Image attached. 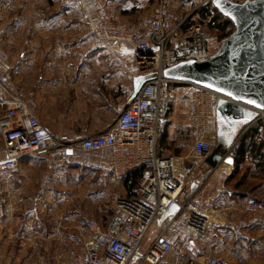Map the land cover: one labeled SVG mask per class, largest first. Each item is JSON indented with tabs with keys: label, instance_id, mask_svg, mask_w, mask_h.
<instances>
[{
	"label": "crops",
	"instance_id": "crops-1",
	"mask_svg": "<svg viewBox=\"0 0 264 264\" xmlns=\"http://www.w3.org/2000/svg\"><path fill=\"white\" fill-rule=\"evenodd\" d=\"M153 1L0 0L1 61L12 86L8 93L0 89V99L22 101L57 139L80 140L109 130L127 106L133 77L142 71L131 46L113 41L96 45L89 35L91 22L104 7L114 20L148 36ZM180 31L186 34L187 28ZM181 92L172 83L163 87L167 98L161 111H166L162 115L167 120L160 128L156 151L194 163L186 183L197 190L183 200L225 206L224 214H216L226 219L227 229L217 240L227 253L218 257L228 264H264V203L229 197L220 190L201 196L210 180L217 181L221 174L227 177L234 168L222 162L210 169L188 152L192 129ZM110 155V148L75 151L73 162L60 166L39 152L21 157L14 171L0 169V264H54L50 254L58 251L64 253L62 262H70L71 255L81 252L88 236L82 231L85 220L107 222L110 212L105 204L112 192L135 195L138 179L130 185L125 175L116 176ZM245 162L253 164L248 155ZM250 201L258 204L252 213L242 208ZM170 218V214L159 217L156 223L166 220V224ZM240 257L245 261L240 262Z\"/></svg>",
	"mask_w": 264,
	"mask_h": 264
},
{
	"label": "built area",
	"instance_id": "built-area-1",
	"mask_svg": "<svg viewBox=\"0 0 264 264\" xmlns=\"http://www.w3.org/2000/svg\"><path fill=\"white\" fill-rule=\"evenodd\" d=\"M184 19H175L168 0H154L150 34L146 36L114 20L100 7L99 16L91 22L89 35L96 45L113 41L131 46L142 72L160 71L182 60H203L220 44L221 40L199 22H194L186 34H181ZM2 57L0 49V89L8 93L12 86L4 73ZM166 83L175 84L182 91L180 99L187 125L192 129L188 152L204 159L212 148L209 134L214 133L218 101L228 97L198 83L160 77L148 80L119 111L109 130L74 141L57 139L22 101L0 99L1 170L14 171L21 157L39 152L46 153L60 166H67L73 162L75 151L103 148L111 150L110 168L116 176L141 169L134 196L125 197L117 192L109 195L105 208L110 215L105 224L92 218L85 220L89 237L84 240L82 251L73 255L68 264H228L213 255L202 261L183 256L173 258V240L163 230L145 253L138 251L153 222L172 207L174 212L169 222L175 221L183 211L184 226L190 232H203L211 220L210 215L204 213L206 208L201 211L192 200L180 199L194 163L161 156L156 151L160 125L167 120L161 111L162 102L167 98L163 93ZM243 105L258 112L248 126L257 121L264 125V109ZM242 208L252 213L258 209V204L250 201ZM239 261L244 262V257Z\"/></svg>",
	"mask_w": 264,
	"mask_h": 264
},
{
	"label": "water",
	"instance_id": "water-1",
	"mask_svg": "<svg viewBox=\"0 0 264 264\" xmlns=\"http://www.w3.org/2000/svg\"><path fill=\"white\" fill-rule=\"evenodd\" d=\"M210 2L231 20L232 31L221 39L215 52L203 60H182L160 71L142 72L133 77L127 105L146 81L158 77L198 83L227 96L228 99L218 101L215 143L203 159L204 164L214 169L222 162L232 163L228 152L245 127L258 116L257 111L243 104L264 109V0ZM173 212L174 207L160 219Z\"/></svg>",
	"mask_w": 264,
	"mask_h": 264
},
{
	"label": "rangeland",
	"instance_id": "rangeland-1",
	"mask_svg": "<svg viewBox=\"0 0 264 264\" xmlns=\"http://www.w3.org/2000/svg\"><path fill=\"white\" fill-rule=\"evenodd\" d=\"M84 1H86V0H84ZM207 1L208 0H168V3H169V9L173 13V15L177 21L182 20L184 18H185L184 21L185 20L190 21V22H188V24L186 26H184V28L188 29L190 27V25L193 24L194 22H197V21L199 22L200 18H199V15L197 14V10L200 6H202L203 3H206ZM235 1L242 2L244 0H235ZM204 21H200V23H202L203 25L205 24V27H207V25H208L206 22L207 19H205ZM214 34L220 40L222 38H224L219 34V32L215 31ZM209 139H210L212 147H213V145L215 143L214 133L209 134ZM189 142H190V139L187 138V142H186L187 145L189 144ZM219 176H221V177L217 176L218 177L217 181L212 179L206 184L205 188L201 191V196L203 198L205 195H210V194L214 193L215 191H218V192H219V190H220V192L222 191V189H220V186L224 187V181H225L226 175L221 174ZM187 183H188V181H187ZM249 185H251V183H249ZM260 192H261L260 197L264 198V188H262V190ZM181 200L183 201V198ZM197 206L201 209V211L206 208L207 210L204 213L210 215V217H211V220L209 221V223L207 224V226L205 227V230L203 232L195 233V232H190V231L185 229V226H184L185 212H183V211L179 214V217H177L176 220L173 222H168L165 224L166 220H164L161 223V225L160 224L158 225L156 223V220H157L156 219L153 222L152 226L146 232L145 236L143 237L142 244L138 250L139 253L140 254L145 253L147 251V249L150 247V244L152 243V241L158 235V233L163 230L169 234L168 236L170 238H172V240H173V253L175 255L178 254L179 257L183 256L184 258H191V259H194L197 261H202L206 257H208L212 254H216L217 256L222 254L223 256H225L227 253V250H226V248L222 247V244L220 245V242L218 240L220 238H222V236L220 237V235H222V234H220V232L225 231V229L227 228L226 227L227 223H226L225 218L222 219V217L217 215L220 213H221L220 215H222V214H224V212H226L225 206L223 204H218L217 206H214V207L208 206V203H206L205 201H203L202 203H200V205H197ZM1 212H2V210L0 209V214H1ZM0 224H1V222H0ZM0 228H1V225H0ZM82 231H84L85 233L88 234V236H86V238H88L89 233L87 232V229L85 228L84 225L82 226ZM216 234L219 235L218 238L215 237ZM215 239H216V241H214ZM83 243H84V241H83ZM213 247L214 248L215 247L220 248V249H218L219 252H216V253L211 252V249H213ZM77 253H80V252H77ZM63 254H64L63 252L58 251L56 253L50 254V258H52L55 261L54 264H68L69 262H62L61 259L64 258ZM24 255H25V252H23V256ZM73 255H75V254H73ZM73 255H71L70 258ZM223 256H220V257H223ZM31 257H34L33 254L31 255ZM11 264H18V262L16 263V261L15 262L13 261V262H11Z\"/></svg>",
	"mask_w": 264,
	"mask_h": 264
},
{
	"label": "trees",
	"instance_id": "trees-1",
	"mask_svg": "<svg viewBox=\"0 0 264 264\" xmlns=\"http://www.w3.org/2000/svg\"><path fill=\"white\" fill-rule=\"evenodd\" d=\"M197 14L200 18L199 23L207 19L206 22L208 25L205 27L204 24V27L208 32L214 33L216 31L219 32L222 37H225L233 29L231 20L219 13L209 0L198 8ZM188 22L190 21L185 20L181 27L184 28ZM164 113L166 114V111H162L163 115H165ZM258 129L263 130L261 136L258 134ZM246 155L250 157V160L252 159L253 164L245 162ZM228 156L232 159L231 164L234 170L225 178L222 193L229 197L253 199L257 200L259 203H264V198L260 197V191L264 188V125L262 121H259L253 126L251 125L248 130L238 138L228 152ZM140 173L141 169H136L125 175V177L130 180V185L134 184L135 180L139 178ZM127 179L126 181H128ZM249 183H251V185H249ZM196 190L197 187H187L186 183L180 194V199L192 197Z\"/></svg>",
	"mask_w": 264,
	"mask_h": 264
}]
</instances>
